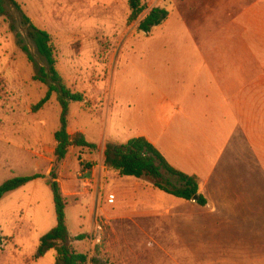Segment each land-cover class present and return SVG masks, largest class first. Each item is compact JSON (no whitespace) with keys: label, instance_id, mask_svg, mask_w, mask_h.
Returning <instances> with one entry per match:
<instances>
[{"label":"rangeland","instance_id":"obj_1","mask_svg":"<svg viewBox=\"0 0 264 264\" xmlns=\"http://www.w3.org/2000/svg\"><path fill=\"white\" fill-rule=\"evenodd\" d=\"M16 1L36 27L50 34L63 83L85 97L84 103L70 104L72 136L81 127L92 144L102 139L125 143L133 137L144 114L136 99L143 98L147 86L145 67L156 64V50L168 52L164 66L176 64L177 42L166 37L177 33L174 0L162 4L172 14L169 25L148 35L138 30L142 19L129 23L128 0ZM142 2L149 9L161 7L160 0ZM7 9L8 16L0 17V186L17 177L42 178L0 201V264L57 263L54 250L37 257L41 238L56 226L48 185L54 174L62 176L65 186L76 184L68 197L66 220L73 248L86 254L89 264H264V210L261 215L245 210L231 218L218 216L212 223L204 207L154 189L148 178L97 187L92 172L105 167L97 151L72 148L58 162L54 134L61 107L53 95L42 110L33 112L48 91L35 80L46 62L26 37L19 13ZM201 13L192 16L199 21ZM18 35L31 61L19 47ZM154 106L152 98L148 109ZM234 158L229 154L221 165H230ZM50 167L48 181L44 177ZM240 168L228 171L233 188L250 193L251 172ZM258 178L264 176L259 172ZM83 179L91 184L82 186ZM256 202L264 205V191Z\"/></svg>","mask_w":264,"mask_h":264},{"label":"crops","instance_id":"obj_2","mask_svg":"<svg viewBox=\"0 0 264 264\" xmlns=\"http://www.w3.org/2000/svg\"><path fill=\"white\" fill-rule=\"evenodd\" d=\"M180 1L185 10H180L179 0L173 3L177 33L166 36L177 42L176 64L164 66L168 52L155 51L159 59L145 67L147 86L143 98L136 99L144 114L125 143L145 138L174 169L197 177L212 223L219 221L218 216L231 218L245 210L261 215L264 205L256 201L264 191V179L258 178L259 172L264 176V0ZM197 10L202 11L199 21L192 16ZM171 18L169 12L157 28L167 27ZM152 98L155 106L149 110ZM77 133L87 138L81 127ZM110 141L95 144L104 162L108 144H125ZM229 154L237 161L224 167L221 161ZM239 167L251 172L250 193L233 188L235 181L228 171ZM50 174L51 167L45 173L48 181ZM92 177L97 187L143 180H124L100 166ZM58 182L68 198L76 184L65 186L62 176Z\"/></svg>","mask_w":264,"mask_h":264},{"label":"trees","instance_id":"obj_3","mask_svg":"<svg viewBox=\"0 0 264 264\" xmlns=\"http://www.w3.org/2000/svg\"><path fill=\"white\" fill-rule=\"evenodd\" d=\"M130 16L129 23L139 21L138 30L143 34H150L155 28L161 26L169 17L167 7H154L149 9L142 0H128ZM15 9L20 17L21 24L26 30V37L36 48L39 55L45 60L46 67L38 70L35 80L47 86L45 97L33 107L36 113L42 110L57 95V102L61 107L60 127L54 134L56 147L54 155L58 162L66 159L70 149L96 151L97 146L87 141L82 133L71 136L68 132V120L71 103H84L83 94L74 93L64 83L57 70L55 47L50 34L36 27L30 18L23 12L16 0H0V17L8 16L7 8ZM18 45L31 61V54L21 35H18ZM104 165L107 169L121 178H148L155 189L176 199L195 202L201 207L208 205L207 199L200 193L198 178L188 176L174 169L162 154L145 138H136L125 144H108L105 151ZM42 178L41 175L32 177H17L0 186V201L8 194L17 191L29 183ZM45 178V177H44ZM173 180L176 184H174ZM48 185L53 194L56 214V226L40 240L37 257H42L50 250L57 255L56 264H89L86 254L78 253L72 246L67 226L66 210L69 205L68 198L63 194L57 175H52ZM83 240V236L78 237ZM94 263L95 260H94Z\"/></svg>","mask_w":264,"mask_h":264},{"label":"built area","instance_id":"obj_4","mask_svg":"<svg viewBox=\"0 0 264 264\" xmlns=\"http://www.w3.org/2000/svg\"><path fill=\"white\" fill-rule=\"evenodd\" d=\"M90 184H91L90 180H88V179H83L82 180V186L88 187ZM109 202L113 203V198H110ZM2 248H3V240L0 239V249H2Z\"/></svg>","mask_w":264,"mask_h":264}]
</instances>
